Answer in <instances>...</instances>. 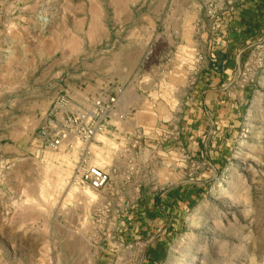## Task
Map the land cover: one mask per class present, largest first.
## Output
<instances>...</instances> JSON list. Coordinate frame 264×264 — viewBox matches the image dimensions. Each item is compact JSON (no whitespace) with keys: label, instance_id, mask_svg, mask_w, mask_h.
Returning <instances> with one entry per match:
<instances>
[{"label":"rangeland","instance_id":"374dc122","mask_svg":"<svg viewBox=\"0 0 264 264\" xmlns=\"http://www.w3.org/2000/svg\"><path fill=\"white\" fill-rule=\"evenodd\" d=\"M153 1L0 0V144L23 147L0 149V174L11 176L0 187L4 207H17L19 220L33 226L42 212V232L37 235L30 230L34 234L29 236L24 256L29 264H40L36 261L40 238L42 264H123L126 253L141 251L121 224L131 221V209H123L137 202V190L162 192L181 186L202 170H212L214 178L205 180L209 182L202 186V198L184 220L185 228L174 233L165 264H264V43L252 47L256 58L252 59L250 87L254 95L242 127L230 136L232 142L218 165L208 159L212 167L199 162L193 165L178 151L159 154L149 147L150 134L143 129L147 142H142V151L131 148L132 153L130 146L104 135L87 145L78 144L71 152L56 153L40 146V128L68 88L94 90L99 87L96 83L111 82L114 88L143 82L154 55L163 54L169 46L163 34L168 7H162L156 13L161 19L150 24L160 36H149L146 17L153 13ZM130 5H136L133 12H127ZM205 22L201 36L207 29L212 33V25ZM134 30L138 32L129 33ZM200 42L204 49L211 48L206 37ZM151 47L154 55L143 67ZM167 136L164 142V134L150 139L152 147H165L178 137L173 132ZM81 149L88 150L89 164L110 169L118 177L121 196L115 203L113 182L98 193L70 181L82 160ZM119 153L126 161H115ZM21 189L26 190L22 199ZM114 205L119 210L116 215ZM35 207H40L38 213ZM11 216L5 213L4 218ZM8 242L4 239L0 246V264H20L11 258ZM17 247L23 248L20 243Z\"/></svg>","mask_w":264,"mask_h":264},{"label":"crops","instance_id":"0c3cea01","mask_svg":"<svg viewBox=\"0 0 264 264\" xmlns=\"http://www.w3.org/2000/svg\"><path fill=\"white\" fill-rule=\"evenodd\" d=\"M202 0H154L150 3L153 9L146 17L150 38L160 36L152 24L161 18V8L168 12L164 14V37L168 39L165 52L156 53L148 71H144L143 82L137 85H117L100 83L96 89L68 88L64 94H69L80 102L90 101L102 92L119 95L117 114L123 115L124 120L115 118L106 126L104 136L110 140L124 143L131 148L142 151V142L136 133L145 130L151 140H157L163 133L178 132L175 143L165 147L154 146L149 139V146L158 150L159 154L178 151L185 161L193 165L207 163V159L218 165L227 150V147L243 124L244 114L254 95L250 86L245 89H233L231 81L244 65L249 61L252 47L256 43H264V0H243L237 9V15L228 29L226 42L217 41L209 29L205 35L206 16L202 8ZM136 5H130L127 12H133ZM126 11V8H125ZM205 18V20H203ZM125 21V18H123ZM136 30L129 33L136 34ZM206 37L208 50L200 42ZM186 38V39H185ZM188 38V39H187ZM222 42V43H220ZM126 55V53H121ZM163 55V56H161ZM138 63V62H137ZM147 83V84H145ZM63 94V93H62ZM169 122V123H166ZM164 123H166L164 125ZM149 130V131H147ZM172 131V132H171ZM21 144L10 147L3 144L0 149L18 150ZM145 151H147L145 149ZM119 153L116 160L126 157ZM12 161V160H11ZM8 161L9 163L11 162ZM4 163V161H2ZM7 162V163H8ZM122 169V168H119ZM121 174V170H119ZM11 178L10 173L0 174V182ZM208 178H214L213 171L195 173L193 178L181 186L171 189L146 193L137 190V202L132 206H124L123 211L131 209V216L121 224L126 235L136 240V246L141 249L138 253H126L123 264H165L170 258L171 243L174 233L185 228L184 220L202 198L201 188ZM118 177H113V187L117 185ZM115 185V186H114ZM105 192V191H103ZM22 198L26 197V190L19 191ZM18 194V195H19ZM113 203L121 196L117 186L112 189ZM3 191L0 187V246L7 239L11 246V258L18 259L20 264H29L24 257L29 245V236L43 230V217L35 221V225L27 220H19L17 207H4ZM124 197H128L124 193ZM130 197V196H129ZM36 213L40 207H35ZM12 213L11 218H4L5 213ZM122 211V212H123ZM113 215L119 213L116 205L112 209ZM129 212V211H128ZM129 214V213H128ZM136 215V216H135ZM116 220V217H114ZM54 220V219H53ZM127 226V228H126ZM30 234V235H29ZM147 240V241H145ZM141 242V243H140ZM145 242V243H142ZM20 243L23 248L17 247ZM39 258L36 261L43 263V241L40 238Z\"/></svg>","mask_w":264,"mask_h":264},{"label":"built area","instance_id":"2783aa9c","mask_svg":"<svg viewBox=\"0 0 264 264\" xmlns=\"http://www.w3.org/2000/svg\"><path fill=\"white\" fill-rule=\"evenodd\" d=\"M202 1L206 19L212 25V36L216 37L217 41L222 39L223 42H226L224 37L227 36L230 24L235 19L237 9L243 0ZM153 55L154 50L151 47L144 58L143 67L148 64ZM253 58H256L254 53L251 54L249 61L231 81V88L245 89L253 82L251 78ZM258 64L260 67L262 66L261 59H258ZM122 92L121 89L116 95L102 92L93 98L90 103L80 102L69 94L60 95L54 102L38 133L41 148L56 153L71 152L75 151L80 143L87 145L95 141L98 136L104 134L106 126L114 118L119 121L125 119L123 115L117 114L119 95ZM163 134L165 140L162 139V142L169 138L167 136L169 133ZM173 134L175 136L179 135L176 131ZM136 137L138 140L146 138L145 133L142 131L136 133ZM87 155H89L88 150H80L82 160L77 163L74 176L70 181L73 185L100 193L112 183L113 173L110 169L89 164L86 160Z\"/></svg>","mask_w":264,"mask_h":264},{"label":"bare ground","instance_id":"6f19581e","mask_svg":"<svg viewBox=\"0 0 264 264\" xmlns=\"http://www.w3.org/2000/svg\"><path fill=\"white\" fill-rule=\"evenodd\" d=\"M98 158H99V156H98ZM97 162H98V161H97ZM96 166H97V165H96ZM98 166H99V165H98ZM70 180H71V179H70ZM62 182H63V180H62ZM64 184H65V183H64ZM64 184H62V185H64ZM69 184H70V183H69ZM62 185H61V186H62ZM61 186H59V187H61ZM73 188H74V187H73ZM71 191H72V190H71ZM73 191H74V190H73ZM42 192H43V191H42ZM75 192H76V191H75ZM75 192H74V193H75ZM43 193H44V192H43ZM47 193H48V192H47ZM44 194H45V193H44ZM44 194H43V195H44ZM88 197H89V196H88Z\"/></svg>","mask_w":264,"mask_h":264}]
</instances>
